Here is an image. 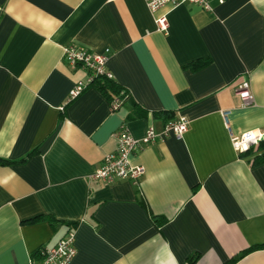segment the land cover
<instances>
[{"label":"crops","instance_id":"1","mask_svg":"<svg viewBox=\"0 0 264 264\" xmlns=\"http://www.w3.org/2000/svg\"><path fill=\"white\" fill-rule=\"evenodd\" d=\"M208 3L152 14L143 0H0V264H28L68 232L70 264H228L264 244V147L232 144L264 134V0ZM72 44L109 51L116 112L99 80L66 102L88 76L64 59ZM180 118V139L132 155L137 182L93 179L118 130L141 139ZM233 264H264V248Z\"/></svg>","mask_w":264,"mask_h":264},{"label":"built area","instance_id":"2","mask_svg":"<svg viewBox=\"0 0 264 264\" xmlns=\"http://www.w3.org/2000/svg\"><path fill=\"white\" fill-rule=\"evenodd\" d=\"M150 13H156L159 9L169 6L171 8L180 5L190 4L200 7L204 11H210L208 0H143ZM155 24L159 31H166V18L160 16L155 19ZM64 59L72 67H79L88 73L85 83H76L68 94L66 102H70L78 97L87 85L99 77L112 79L106 70V64L109 59V51L93 53L76 45L63 47ZM236 93L239 96L243 106L250 105L253 101L247 82H242L236 87ZM121 97H113L110 101V111L116 112L122 105ZM226 119V114H223ZM188 121L183 118L168 121L163 125L160 132H156L152 127H148L141 139L133 138L125 129H120L114 134L117 141L116 149L113 153L106 155L101 166L93 175V179L104 184H112L118 180H137L144 174V168L135 166L131 163L132 155L142 146L151 144L159 138L173 135L180 139L188 130ZM263 133L248 132L239 137L232 138L233 147L238 151H246L252 146L258 145ZM74 233L68 232L56 245L52 247L40 248L34 257H30L28 264H70L76 255L74 246Z\"/></svg>","mask_w":264,"mask_h":264},{"label":"trees","instance_id":"3","mask_svg":"<svg viewBox=\"0 0 264 264\" xmlns=\"http://www.w3.org/2000/svg\"><path fill=\"white\" fill-rule=\"evenodd\" d=\"M208 63H209V61H207V60H201V61H197V62L190 64V66L192 67V69L196 70V69H199V68L207 65ZM96 81L101 83V86H102L104 92H106L108 94V99L110 101L112 100L113 97H116V96L122 97L125 94L124 92L122 93L121 87H119L117 85V83L112 79H107L105 77H99V78L94 79L92 81V83H94ZM258 145H259V148L260 147L263 148L264 147V141L260 142ZM28 156H30V154ZM24 160L25 159H23L22 161H24ZM0 162H1V160H0ZM263 162H264V152L258 154L253 159L254 165L261 164ZM261 248H264V244L253 246L251 249L245 251L244 253H242L238 257L232 259L228 264H233L238 258H241L242 256H244L247 252H250V251L255 250V249H261ZM197 259H198V257L196 255H193L187 260V264H195Z\"/></svg>","mask_w":264,"mask_h":264},{"label":"water","instance_id":"4","mask_svg":"<svg viewBox=\"0 0 264 264\" xmlns=\"http://www.w3.org/2000/svg\"><path fill=\"white\" fill-rule=\"evenodd\" d=\"M264 141V137L262 138L261 142Z\"/></svg>","mask_w":264,"mask_h":264}]
</instances>
